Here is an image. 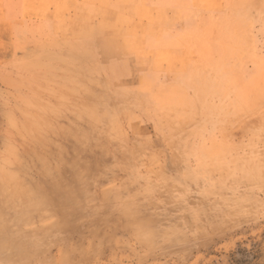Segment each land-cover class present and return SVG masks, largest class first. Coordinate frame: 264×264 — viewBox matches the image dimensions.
Segmentation results:
<instances>
[{
  "label": "rangeland",
  "instance_id": "374dc122",
  "mask_svg": "<svg viewBox=\"0 0 264 264\" xmlns=\"http://www.w3.org/2000/svg\"><path fill=\"white\" fill-rule=\"evenodd\" d=\"M23 1L0 0V264H264V0H179L161 38L165 13H111L103 43Z\"/></svg>",
  "mask_w": 264,
  "mask_h": 264
},
{
  "label": "crops",
  "instance_id": "0c3cea01",
  "mask_svg": "<svg viewBox=\"0 0 264 264\" xmlns=\"http://www.w3.org/2000/svg\"><path fill=\"white\" fill-rule=\"evenodd\" d=\"M13 0H10L12 2ZM25 0L22 4L25 7H33L38 16H45L44 11L50 9L54 5V11L60 14L59 22L62 26L68 27L72 31V40L79 37H86L87 41L94 36H98L100 42H105L111 35V13L118 16L130 17L132 14L139 12H147L151 18L157 13H165L167 20L172 21L171 24H158L151 22L149 27H157L158 37H172L180 34L181 30L177 29L179 23H184L183 17L186 12L183 4L173 2L175 0ZM73 9V14L68 11ZM172 12V14H170ZM54 17V15L52 16ZM187 17L185 16V22ZM181 22H180V21ZM172 27L173 30L163 32V29ZM176 28V30H174ZM103 32V33H102Z\"/></svg>",
  "mask_w": 264,
  "mask_h": 264
},
{
  "label": "bare ground",
  "instance_id": "6f19581e",
  "mask_svg": "<svg viewBox=\"0 0 264 264\" xmlns=\"http://www.w3.org/2000/svg\"><path fill=\"white\" fill-rule=\"evenodd\" d=\"M146 21H147V20H146ZM102 33H103V32H102ZM140 34H142V33H140ZM116 38H117V37H116ZM171 49H172V48H171ZM171 49H170V50H171ZM172 50H173V49H172ZM166 51H167V49H166ZM164 52H165V51H164ZM168 56H169V55H168ZM156 58H157V57H156ZM175 58H176V57H175ZM167 61H168V60H167ZM58 75H59V74H58ZM71 75H74V74L71 72L69 76H71ZM87 75H88V74H87ZM87 77H88V76H87ZM70 78L72 79V76H71ZM73 79H74V81H76L75 78H73ZM89 79H90V81H89ZM89 79H88L89 83L86 85V89H85V90L88 91V92L94 93L93 88H92V85H91V84L93 83V76L91 75V77H90V74H89ZM78 81H79V80H78ZM80 82H81V81H80ZM70 83H71V81H70ZM75 85H76V84H75ZM81 88H82V87H81ZM81 88H80V89H81ZM95 92H97V90H95ZM99 92H100V91H99ZM126 96H127V95H126ZM113 97H114V96H113ZM115 101H116V100H115ZM113 102H114V101H113ZM121 103H122V102H121ZM115 105H116V104H115ZM96 106H97V105H96ZM116 106H117V105H116ZM90 107H93V105L91 104ZM102 115H103V114H102ZM116 115H117V114H116ZM90 116H91V115H90ZM95 116H96V115H95ZM95 116H94V117H95ZM92 117H93V116H91V118H92ZM94 117H93V118H94ZM91 130H92V129H91ZM98 130H99V129H98ZM93 132H94V131H93ZM81 135H82V133L80 132V135H79V136L81 137ZM83 136H84V134H83ZM86 136H87V135H85L84 137L86 138ZM84 137H81V138H84ZM85 138H84V140H85ZM86 140H87V139H86ZM84 143H85V142H84ZM82 144H83V142H82ZM85 144H86V143H85ZM82 146H83V145H82ZM75 159H76V158H75ZM74 162H75V161H74ZM72 163H73V162H72ZM73 164L76 165L75 163H73ZM73 164H72V167H73ZM51 165H52V164H50V166L47 168L48 171H51V169L54 168V166H55L56 169H58V168L56 167V166H58V165H53L52 168H51ZM78 165H79V164L77 163V167L79 168ZM77 167L75 166L76 170L78 171V173H77L76 175L79 174V171H80V174L82 173L81 170L78 169ZM56 169H55L54 173L57 174V176H60V173H61L60 170L58 169V170H59V172H58L59 175H58V173L56 172ZM72 169H73V171L75 170L74 168H72ZM58 170H57V171H58ZM85 170H86V169H85ZM77 171H76V172H77ZM74 173H75V172H74ZM83 173H85V171H84ZM81 175H83V176H82V178H83V177H84V174H81ZM89 176H90V173H89ZM75 177H76V176H75ZM55 178H56V175H55ZM58 178H59V177H58ZM58 178H57V179H58ZM77 179H78V178H77ZM80 179H81V178H80ZM80 179H78V180H80ZM43 180H44V179H43ZM81 180H82V179H81ZM86 180H87V179H85L84 182H86ZM59 182H60V181H59ZM59 182H58V183H59ZM87 182H88V180H87ZM39 183H40V182H39ZM35 184H36V183H35ZM42 184H43V183H42ZM60 184H62V183H59V184H58L59 187H60V189H63V186L66 188V190H67V191H66V192H67V196H66V197H67V198H65V195L63 196V195L59 194V195H58L59 199H60V200H65V201H70V202H73V203H74V201L77 200L78 192L75 191V190H72V189H71V185H70V187H68L69 184H67V185H64V184H63L62 187H61ZM87 184H88V183H87ZM87 184H85V185H87ZM41 187H42V185H41ZM40 192H41V191H40ZM43 194H44V193H43ZM41 196H42L41 199H38V200H37V203H38V204H42V202L47 198L45 195H42V194H41ZM42 199H43V200H42ZM58 201H59V200H58ZM63 202H64V201H63ZM135 202H136V201H135ZM64 203H65V202H64ZM136 204H137V203H136ZM136 207H137V206H136ZM126 209H128V208H127V206H126V204H125V206H124V211H125V213L128 211V210L126 211ZM136 211H137V210H136ZM122 212H123V209H122ZM133 212H135V211H131V212L129 211L130 214H129V213H128V214H129V215H132ZM123 213H124V212H123ZM126 214H127V213H126Z\"/></svg>",
  "mask_w": 264,
  "mask_h": 264
}]
</instances>
